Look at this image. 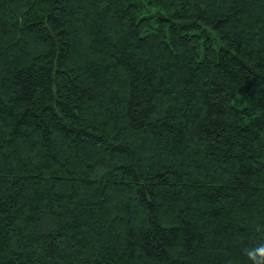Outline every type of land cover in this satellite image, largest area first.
<instances>
[{"label":"trees","instance_id":"trees-1","mask_svg":"<svg viewBox=\"0 0 264 264\" xmlns=\"http://www.w3.org/2000/svg\"><path fill=\"white\" fill-rule=\"evenodd\" d=\"M0 264H264V0H0Z\"/></svg>","mask_w":264,"mask_h":264}]
</instances>
